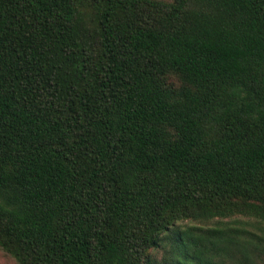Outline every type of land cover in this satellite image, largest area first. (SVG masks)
Masks as SVG:
<instances>
[{
  "label": "trees",
  "instance_id": "trees-1",
  "mask_svg": "<svg viewBox=\"0 0 264 264\" xmlns=\"http://www.w3.org/2000/svg\"><path fill=\"white\" fill-rule=\"evenodd\" d=\"M0 249L264 264V0H0Z\"/></svg>",
  "mask_w": 264,
  "mask_h": 264
},
{
  "label": "rangeland",
  "instance_id": "rangeland-1",
  "mask_svg": "<svg viewBox=\"0 0 264 264\" xmlns=\"http://www.w3.org/2000/svg\"><path fill=\"white\" fill-rule=\"evenodd\" d=\"M0 264H16V261L9 254L5 253L2 249H0Z\"/></svg>",
  "mask_w": 264,
  "mask_h": 264
}]
</instances>
